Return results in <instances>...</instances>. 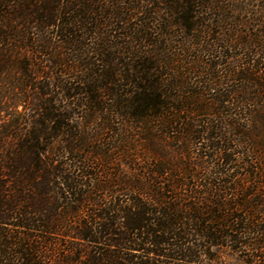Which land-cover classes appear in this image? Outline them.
<instances>
[{
  "label": "trees",
  "instance_id": "16d2710c",
  "mask_svg": "<svg viewBox=\"0 0 264 264\" xmlns=\"http://www.w3.org/2000/svg\"><path fill=\"white\" fill-rule=\"evenodd\" d=\"M0 84V264H264V0H0Z\"/></svg>",
  "mask_w": 264,
  "mask_h": 264
},
{
  "label": "rangeland",
  "instance_id": "374dc122",
  "mask_svg": "<svg viewBox=\"0 0 264 264\" xmlns=\"http://www.w3.org/2000/svg\"><path fill=\"white\" fill-rule=\"evenodd\" d=\"M16 78V77H13ZM18 78V75H17ZM16 78V79H17ZM11 83V85H18L17 82L18 80H13L8 81ZM1 85V84H0ZM69 102H64V104H61L60 106L62 107H67ZM74 113V114H73ZM73 126H76V123L79 124V126H84L85 117L84 114L81 110H75L73 112ZM27 119V112L24 111L22 105L20 103L15 102V100L12 98V100L8 97L5 98V96L2 93V87L0 86V138L5 137V132L8 135L9 140L0 141V145H18V138H15L13 135H20V133L24 134L26 131V126H25V121ZM15 126V128H13ZM8 127H11V129H8ZM120 128V127H119ZM8 129V130H5ZM99 127L93 124V126L90 127H84L78 132V136L80 139L84 137H93L97 136L96 133H98ZM5 130V131H4ZM126 131V137L131 140L128 144H122L118 143V139L125 137V133L122 131H117V132H112L108 134L102 135V137L107 139L105 143H100V145H129V146H135L137 148V145H141L140 143H137V126L136 128L130 129L128 128ZM120 132V133H119ZM99 136V135H98ZM78 138V139H79ZM63 145V144H62ZM98 145V144H96ZM158 145H165L164 143H159ZM166 145H171V144H166ZM234 145V144H233ZM217 264H241L240 262L236 261V258L228 255L224 259L220 260L217 262Z\"/></svg>",
  "mask_w": 264,
  "mask_h": 264
}]
</instances>
